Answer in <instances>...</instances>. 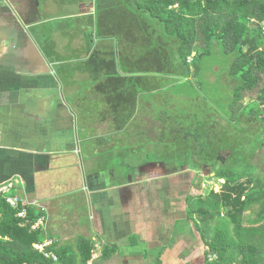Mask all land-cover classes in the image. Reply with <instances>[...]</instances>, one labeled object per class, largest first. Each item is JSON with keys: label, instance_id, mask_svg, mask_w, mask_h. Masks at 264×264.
<instances>
[{"label": "crops", "instance_id": "0c3cea01", "mask_svg": "<svg viewBox=\"0 0 264 264\" xmlns=\"http://www.w3.org/2000/svg\"><path fill=\"white\" fill-rule=\"evenodd\" d=\"M70 6L90 26L92 3L83 10L57 0H0V184L13 181L12 194L37 202L51 246L89 239V264H156L157 256L162 264H205L207 247L186 204L201 173L177 159L168 164V148L141 156L134 147L161 139L156 125L148 128L161 119L154 101H142L147 71L122 72L115 56L122 52L133 70L130 58L144 55L146 35L124 37L120 49L112 35L84 40L52 24L51 14ZM106 246L116 247L109 259Z\"/></svg>", "mask_w": 264, "mask_h": 264}, {"label": "trees", "instance_id": "16d2710c", "mask_svg": "<svg viewBox=\"0 0 264 264\" xmlns=\"http://www.w3.org/2000/svg\"><path fill=\"white\" fill-rule=\"evenodd\" d=\"M57 1L90 5L93 0ZM135 8L161 23L168 37L177 39L185 67H189V58L194 54L195 74L198 72L196 60L210 54L214 42L222 45L224 53L230 57L228 75L236 83L230 104L232 117L234 106L256 89L260 96L254 105L264 106V3L258 0H137ZM251 22L256 25L250 26ZM198 43L202 44L203 51L195 53ZM262 121L264 123V117ZM227 124V129L222 130L224 137L219 140L222 144L215 146V141L207 134L208 149L204 138L201 148L188 146L175 153L168 148L164 159L168 164L188 163L197 174L202 173L205 166L214 173L212 180L224 181L218 192L211 189L205 193L202 184L196 182L197 193L186 199L187 221L193 223L208 248L205 264H264V226L247 228L244 225V215L255 208L258 223L264 222V181L245 149L254 136L261 137V132L250 134L247 128L238 130L230 121ZM221 145L224 147L219 148ZM223 150H228L229 155L216 170ZM22 210H26L31 223L44 216L42 211L24 201L14 209L0 196V264H53L33 247L43 242L45 236L40 231L32 232L30 225H21L17 214ZM223 211L227 220L220 219ZM47 250L56 253L61 264H89L94 251L91 241L84 237L77 240L75 247L60 245ZM115 252L116 247L106 246L102 257L109 259ZM213 254L217 259L209 261L208 256ZM156 264H162L160 256Z\"/></svg>", "mask_w": 264, "mask_h": 264}, {"label": "rangeland", "instance_id": "374dc122", "mask_svg": "<svg viewBox=\"0 0 264 264\" xmlns=\"http://www.w3.org/2000/svg\"><path fill=\"white\" fill-rule=\"evenodd\" d=\"M258 1L264 3V0ZM91 3L94 14L90 18V26L82 22V19L73 16L78 10L72 9L71 6L51 14L54 20L52 24L64 25L68 29L73 27L84 36V40H87V36L89 38L90 35L96 39L112 35L119 40V49V45L121 46L124 42V37H130L134 32H142L144 36L146 35L144 44H147V50L145 49L144 55L130 58V61H135L132 62V66L135 67L133 70L125 68L122 52L119 57L115 56V63L120 61L122 72L140 74L147 71V92L142 95V101L158 103L157 105L153 103V110L156 116L160 117L161 122L148 124V128L154 130L156 125L162 136L159 140V137L154 138L151 133V139L159 140L157 143L145 137L143 141L134 145L143 150L140 153L141 156L149 150H151L149 153L157 151L156 154L160 156L162 153L158 151L163 147L182 149L189 145L192 148H201L202 142H205L204 138H206L205 148L208 149L207 134H210V139L214 140V145L217 146L222 144L219 143V140L224 137L222 130L228 127L227 123L230 121L238 130L247 128L250 134L261 132V137L256 134L251 145H247L245 149L247 153H250V155L247 154L248 159L251 157V163L261 172L260 177L264 181V144H261V141L264 142L262 121L264 106L254 105L260 96L256 89L245 94L243 100L234 106L235 113L232 117L230 104L236 83L228 75L230 57L224 53L222 45L214 42L210 54L196 60L198 72L195 74L194 54L189 59V67H185L180 59V46L177 39L168 37L161 23L154 20L148 13L137 10L135 8L137 0H93ZM82 6L83 10L91 8L88 4ZM255 25V22L250 23L252 27ZM85 44H87L86 48H89L91 43L87 41ZM161 44L164 48L162 51ZM97 49H99L98 46ZM198 51H203L201 43L195 47V53ZM156 99L157 102H155ZM147 111V113L151 111V106ZM166 142L173 144H166ZM223 147L224 145L219 146V148ZM255 151L258 152L254 154ZM228 155V150L220 152L216 170L221 167ZM203 171L196 177V181L202 184V188L205 181L203 176L210 174L207 168ZM207 187L208 191L211 188H214L215 192L219 191V186L217 183L213 184L212 178L208 181ZM257 212L258 209L255 208L244 215V225L247 228L264 226V222L258 223ZM223 213L226 212L221 213V220L227 218ZM189 223L195 230L193 223ZM230 231L233 232L232 227ZM195 234L200 236L197 231Z\"/></svg>", "mask_w": 264, "mask_h": 264}, {"label": "built area", "instance_id": "2783aa9c", "mask_svg": "<svg viewBox=\"0 0 264 264\" xmlns=\"http://www.w3.org/2000/svg\"><path fill=\"white\" fill-rule=\"evenodd\" d=\"M177 7V5H176ZM190 59V58H189ZM217 182H219L218 180H216ZM213 184H216L214 182V180L212 181ZM16 183L13 181L10 182H5V183H1L0 184V196L4 197L6 202L14 209H17L18 206L20 205V203H22V199L17 196L12 194V190L15 188ZM215 186V185H214ZM206 185L203 186L202 190L205 193L206 192ZM214 189V188H211ZM210 189V190H211ZM215 190V189H214ZM37 202L32 201V202H28L29 206H33L36 205ZM17 218H19L20 220H22V226L25 225H30V230L32 232H43L44 226H45V219L43 217L39 218L37 221L35 222H30L27 219V212L26 210H22L17 214ZM44 234V233H43ZM52 241L51 240H44L43 242H39L33 245V247L39 251L40 253H42L46 258L51 259L53 264H61L60 259L58 257V255H56V253L52 252V251H48L47 249L49 247H51L52 245ZM208 250V248H207ZM209 261H213L217 259V255L213 254V255H209L208 256Z\"/></svg>", "mask_w": 264, "mask_h": 264}]
</instances>
